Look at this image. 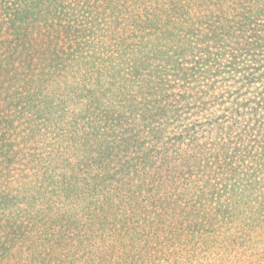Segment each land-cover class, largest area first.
Masks as SVG:
<instances>
[{
	"label": "trees",
	"instance_id": "1",
	"mask_svg": "<svg viewBox=\"0 0 264 264\" xmlns=\"http://www.w3.org/2000/svg\"><path fill=\"white\" fill-rule=\"evenodd\" d=\"M262 28L264 0H0V264L264 255Z\"/></svg>",
	"mask_w": 264,
	"mask_h": 264
},
{
	"label": "rangeland",
	"instance_id": "2",
	"mask_svg": "<svg viewBox=\"0 0 264 264\" xmlns=\"http://www.w3.org/2000/svg\"><path fill=\"white\" fill-rule=\"evenodd\" d=\"M182 1L187 2L188 0H182ZM261 30H264V28H262ZM254 68L259 69L260 71H264V60H258V63L254 66ZM217 105H220L221 108H226L229 106L228 102L224 101V100H222L220 103H217ZM217 105H215L216 108H217ZM230 113H231V111L229 110L228 116L231 119V116L229 115ZM221 118H222V114L219 112H216V114H214L213 124L216 121L221 125V122L223 120ZM217 120H219V121H217ZM239 128H241V127H232V129L229 131L228 139L223 141V143L226 146L230 147V149L227 150L228 155L226 157L224 167H225L226 171H231L233 173V175L237 174L238 170L236 171V168L240 164V161H241V151L242 150L241 149L238 150L235 147V143H233L234 140H241L240 134H239ZM259 128H261V127H259ZM203 141H204V139L201 140V142H203ZM261 142H262V144H264V138L262 139ZM229 163L231 164L232 168H230ZM244 166H245L247 171H250V170H248V168L254 167V164L246 161L244 163ZM227 169H229V170H227ZM255 175L258 176L259 173L256 172ZM229 176H232V175H229ZM230 181H233V179H231ZM220 197L222 198L223 194L220 196L219 194L214 193L213 201L216 202L217 199ZM262 200L264 201V197L262 198ZM246 201H249L251 203V206L257 205L256 203H254L252 198L250 200L248 199ZM260 202H262V201H260ZM223 212L224 211H222L220 215H222ZM256 213H259V210H257ZM259 233H260V230L257 229L256 234H259ZM224 249L221 248L219 250V254L221 256H223V259L227 260L230 264H264V255L256 256V253L251 254L247 250L248 246H242L239 243H230V244H228V246L224 247ZM162 255L163 256L167 255V253H164Z\"/></svg>",
	"mask_w": 264,
	"mask_h": 264
}]
</instances>
